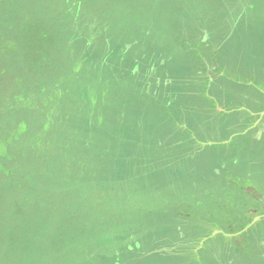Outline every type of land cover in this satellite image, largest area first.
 Here are the masks:
<instances>
[{"label": "rangeland", "instance_id": "374dc122", "mask_svg": "<svg viewBox=\"0 0 264 264\" xmlns=\"http://www.w3.org/2000/svg\"><path fill=\"white\" fill-rule=\"evenodd\" d=\"M246 100L264 0H0V264L261 258L211 134Z\"/></svg>", "mask_w": 264, "mask_h": 264}, {"label": "crops", "instance_id": "0c3cea01", "mask_svg": "<svg viewBox=\"0 0 264 264\" xmlns=\"http://www.w3.org/2000/svg\"><path fill=\"white\" fill-rule=\"evenodd\" d=\"M225 104V103H224ZM221 104L220 106H225ZM250 101H243L242 107L238 109L222 110L218 108V114L222 118L225 116L226 126H217L212 122V128L216 131L211 132L216 146L225 147L219 152L222 168L227 171L229 178L227 185L241 188L247 197L246 203H250L251 209H264V117L256 120L252 125L253 114L249 112ZM217 109V108H216ZM223 127V128H222ZM203 128L200 127L201 130ZM207 131V128L204 126ZM226 131V132H224ZM202 134V133H200ZM229 134L230 138L227 136ZM206 137V135H204ZM208 138V137H207ZM226 145L229 147L226 148ZM225 178V177H224ZM261 221L262 219L259 218ZM259 221V222H260ZM263 228V227H262ZM260 227L253 225L246 230L248 238L259 233ZM254 230V231H253ZM247 243L244 245L246 246ZM243 246V245H242ZM235 248V252L249 251L246 247ZM252 251L261 252V258L250 257L242 261V258L236 256L225 261H216L208 259L211 264H264V238L254 245ZM256 255V254H253ZM252 255V256H253ZM201 260V259H200ZM245 261V263H244Z\"/></svg>", "mask_w": 264, "mask_h": 264}]
</instances>
